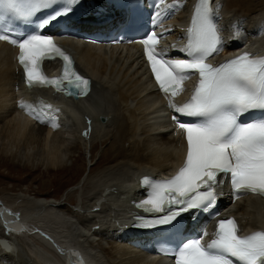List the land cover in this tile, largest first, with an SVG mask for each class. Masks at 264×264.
Returning <instances> with one entry per match:
<instances>
[{
  "label": "bare ground",
  "instance_id": "bare-ground-1",
  "mask_svg": "<svg viewBox=\"0 0 264 264\" xmlns=\"http://www.w3.org/2000/svg\"><path fill=\"white\" fill-rule=\"evenodd\" d=\"M191 2L169 0L161 11L165 47L181 46L179 37ZM77 3L79 16L91 14V4L105 10L96 0ZM213 8L226 40L221 53H264V0H214ZM61 43L79 72L91 79V91L85 97L29 89L15 59L17 49L0 42V154L32 167L75 169L74 178L82 170L78 163L82 154L90 162L89 170L65 195L70 197L75 190L81 200L73 204L63 195L55 198L39 191L3 189L0 264H66V260L72 264H167L120 241L119 235L126 230L130 201L140 193L135 177L168 173L184 155L183 137L166 118L168 108L141 48L94 45L71 37L62 38ZM45 67L53 75L60 64L53 60ZM193 82V77L186 81ZM39 106L53 117L51 124ZM96 143L105 156L97 171L101 160L92 154ZM224 208L225 214L238 218L241 229H264V199L246 195Z\"/></svg>",
  "mask_w": 264,
  "mask_h": 264
},
{
  "label": "rangeland",
  "instance_id": "rangeland-1",
  "mask_svg": "<svg viewBox=\"0 0 264 264\" xmlns=\"http://www.w3.org/2000/svg\"><path fill=\"white\" fill-rule=\"evenodd\" d=\"M101 150V144L96 143L95 150L92 154L95 153L97 159L99 158V160H101L98 162V165L100 166L97 167L95 164H92L91 166H95L96 171L103 166L105 161V156L100 155ZM97 151H100L98 155ZM79 159L81 160L78 163L82 166V170L78 176L74 178L71 175L75 172V169L70 170L69 172L68 170L54 168L48 169L47 167L41 166L32 167L28 164L14 163L8 156L0 154V192H2L3 189L10 191L25 190L31 194H33L34 191H39L42 192L43 195L44 193H47L45 195L48 197L54 196L55 198H61L63 195V198H66V200L76 204L81 199L79 195L76 194L75 190L73 191V195L70 197H65V195L69 188H72L77 184L80 176L89 170L90 162L88 158L85 161L83 155L80 154ZM5 204L9 205L6 202Z\"/></svg>",
  "mask_w": 264,
  "mask_h": 264
}]
</instances>
